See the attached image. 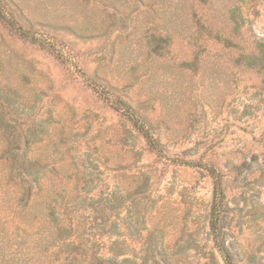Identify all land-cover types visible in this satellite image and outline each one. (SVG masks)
<instances>
[{"label":"rangeland","instance_id":"obj_1","mask_svg":"<svg viewBox=\"0 0 264 264\" xmlns=\"http://www.w3.org/2000/svg\"><path fill=\"white\" fill-rule=\"evenodd\" d=\"M0 12L55 51L0 17V264L64 262L61 237L45 248L53 192L86 264L95 235L105 258L118 241L125 258L147 243L172 264L220 261L210 169L235 264H264V78L246 58L264 43V0H0ZM22 158L43 170L18 208L9 171ZM100 197L122 202L105 209ZM114 223L119 239L98 229Z\"/></svg>","mask_w":264,"mask_h":264},{"label":"trees","instance_id":"obj_2","mask_svg":"<svg viewBox=\"0 0 264 264\" xmlns=\"http://www.w3.org/2000/svg\"><path fill=\"white\" fill-rule=\"evenodd\" d=\"M0 17L8 24L11 32H13L16 36H18L20 39L30 42L33 45L39 46L40 49L50 53L55 54L54 50L50 45H47L44 43L43 40H40L37 37L30 36L28 32L23 30L21 27H17L12 21H10L4 14L0 12ZM201 23H196V32L194 35H199V28H201ZM201 30V29H200ZM225 42H231V39L229 37H226ZM256 48L255 50L251 51L250 54L246 57L249 61L250 67H254L256 71L263 76L264 78V43L263 42H256L255 43ZM56 57L58 59L62 58L60 57V54L56 53ZM264 86V79L262 82ZM263 88V87H262ZM264 91V88H263ZM125 106V105H124ZM122 110V108H119ZM141 134L144 136V138L147 140L148 145L150 148L160 155V157L163 156V150L161 148V145L159 142H157L152 133L147 129V127L143 126L141 129ZM14 152V151H13ZM10 163V161H9ZM10 165V164H8ZM42 170L43 167L39 161H32L28 162L27 159L22 158L20 161H17L16 163L12 164L10 167V172H15L14 176L16 175L18 179V186L16 187L17 191L19 192L20 196H22V199L18 202L19 205L17 206L22 207L25 206L24 204V198L30 200L33 199V191L39 190L42 180ZM210 173L213 175V177L216 179V188H215V196H214V202L212 205L211 215H210V235L212 237L213 246L216 252L220 256V261L216 257L215 254H209L208 258L204 259L205 264H235V258L233 256V253L231 252L230 248L226 244L225 236L223 233L222 228V221H223V213L225 209V197H224V191L222 188V179L221 176L216 173L214 169H210ZM12 182V181H11ZM10 182V183H11ZM127 195H131V193H126ZM59 195L58 193H52L50 195V200L48 202L47 207V215L46 216V222H45V234L44 241L46 242V252H49L50 248L52 247L51 244L54 242V240H57V237H61L60 241L64 242L65 248L72 246V249L65 252V255L68 254V256L64 259V262L62 264H86L85 258V248H82L77 245H75V242L71 241V230L67 231L64 227L59 225V218L57 217V210H58V203H59ZM62 198V197H61ZM122 200L115 198L112 199V197H100L95 203L98 204H105L103 207L107 209V204L110 205V208H113L115 205H120ZM92 204H94L92 202ZM132 206L134 208V212L137 209V203L132 201ZM115 208V207H114ZM42 214V213H40ZM138 214L135 212L133 214L134 223H133V229L140 232V222L137 218ZM95 228H92L94 230ZM98 229L102 230L103 232L111 233V236H115V238L119 239L120 231L117 224H112V226L107 227L106 225H103L101 227H98ZM106 230V231H104ZM61 235V236H60ZM97 237V235H95ZM95 236H93V240L90 238V264H172V260L168 259L167 256L163 255L162 252L158 251L159 247L156 244L153 246L152 244H145V256L138 258L136 256H133L132 258H125L124 257V251L120 250V244H118V241H115L110 248L109 256L110 258H105L100 255V244L95 240ZM47 238V240H46ZM162 246V245H160ZM45 252V253H46ZM55 255V253H54Z\"/></svg>","mask_w":264,"mask_h":264}]
</instances>
